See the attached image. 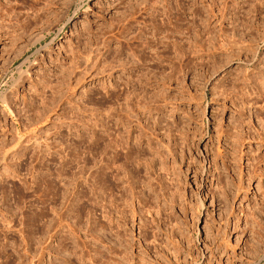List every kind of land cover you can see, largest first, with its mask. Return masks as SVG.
Returning a JSON list of instances; mask_svg holds the SVG:
<instances>
[{"label": "rangeland", "instance_id": "obj_1", "mask_svg": "<svg viewBox=\"0 0 264 264\" xmlns=\"http://www.w3.org/2000/svg\"><path fill=\"white\" fill-rule=\"evenodd\" d=\"M225 1L182 59L150 0H0V264H264V0ZM118 130L124 159L90 153Z\"/></svg>", "mask_w": 264, "mask_h": 264}, {"label": "bare ground", "instance_id": "obj_2", "mask_svg": "<svg viewBox=\"0 0 264 264\" xmlns=\"http://www.w3.org/2000/svg\"><path fill=\"white\" fill-rule=\"evenodd\" d=\"M149 1V0H148ZM161 1L162 0H150V3H152V4H150V8L152 9V18H153V24H154V26H155V30H156V32L154 33L155 34V36L157 37L158 35L160 36V35H163V33H167V35H166V38H174L173 40H175L174 41V44H173V48L175 49V53H177L182 59H183V57H187L186 55H190V53H192V52H199L200 50H204V48H205V45L206 44H209V45H212L213 44V46H215L214 45V43H213V40L216 38V35H212V37H210V38H207L206 40L204 39V37L206 36H204L203 34V31H204V29H205V27H207L209 24H210V22H208V21H210L211 19H213V18H217L218 17V14L215 12V7L216 6H218L219 7V4H218V2L216 3V1L215 0H201V3L204 5V7H206L207 8V12H208V14H207V12H206V10H205V12H206V16H204L205 15V13L204 12H202V7H200L199 5H200V1L199 0H194V4H193V6H194V10L192 11L193 12V14H195V18H193V19H188L187 17H185V15H186V12H187V10L188 9H190L191 7H190V3H191V0H176V3H174V4H171L170 6H169V0H165L166 1V3L163 5V8H161L162 6H160L161 4ZM164 1V0H163ZM164 1V2H165ZM220 1V0H219ZM213 3V4H212ZM221 4H222V7L221 8H219V10H220V16H223V15H225V14H223V12L225 11V9L228 7V4L226 3V1L224 0V1H222L221 2ZM220 4V5H221ZM165 8H166V10H165ZM205 8V9H206ZM162 9V10H161ZM164 9V10H163ZM219 12V11H218ZM161 13L163 14H165V18L164 19H162L161 20V22L159 23V16H162L161 15ZM187 18V19H186ZM70 20V19H69ZM201 20H205L206 21V23H204V25L201 23L202 21ZM201 21V22H200ZM219 21V20H218ZM204 22V21H203ZM203 26H204V28H203ZM210 29V28H209ZM208 29V30H209ZM208 30H206V32H210V31H208ZM211 30V29H210ZM177 33H179L178 35H176ZM203 33V34H202ZM221 33V32H220ZM205 34H207V33H205ZM218 36V35H217ZM223 36V38H222V44L220 45V48H224V51H225V49H226V51L228 50V49H231L232 50V52H233V49H236V51H244L245 49H248V47L245 45V44H243L241 41L240 42H238V40L236 41L235 39L233 40V38L231 39V40H229L230 38L224 33V32H222L221 33V37ZM224 36H227L229 39H227V37L226 38H224ZM219 37V36H218ZM216 38V39H220V38ZM158 38V37H157ZM215 39V40H216ZM158 39H156L155 41H157ZM214 40V41H215ZM151 41V40H150ZM217 41V40H216ZM220 42V43H221ZM153 43V42H152ZM158 43V42H157ZM160 43V42H159ZM158 43V44H159ZM156 44V43H155ZM153 45H154V43H153ZM157 45V44H156ZM217 45V44H216ZM155 46V45H154ZM169 46V45H168ZM167 46V47H168ZM153 47V46H152ZM155 47H157V46H155ZM207 47V46H206ZM212 47V46H211ZM170 48V47H169ZM214 48V47H213ZM212 48V49H213ZM158 49V48H157ZM172 49V48H171ZM230 50V51H231ZM223 51V50H222ZM229 51V50H228ZM231 52V53H232ZM246 52V51H245ZM239 56V55H238ZM233 57V56H232ZM181 59V60H182ZM225 61V60H224ZM239 76V75H238ZM239 79V78H238ZM247 79V78H246ZM260 80V79H259ZM259 82V81H258ZM260 83V82H259ZM264 86V85H263ZM261 87V86H260ZM264 90V89H263ZM263 92V91H262ZM259 93H260V91H259ZM259 93H258V95H259ZM261 97L262 98H264V93H261ZM255 98H257V97H255ZM259 98H260V96H259ZM262 98H261V101H262ZM255 100V99H254ZM253 100V101H254ZM140 101V100H139ZM138 101V102H139ZM252 101V102H253ZM259 101V100H258ZM257 101V99H256V101L255 102H258ZM255 102H253L254 104H256ZM249 108V107H248ZM261 109V108H260ZM262 110V109H261ZM94 123H92L91 124V126H92V128L94 127ZM112 127V126H111ZM114 127V126H113ZM120 127V126H119ZM107 128V127H106ZM124 129V128H123ZM115 130V129H114ZM119 131V130H118ZM125 131V130H124ZM108 132V131H107ZM120 132V131H119ZM118 132V133H119ZM127 132V131H126ZM122 134L123 133H119L118 135H115L114 137H110V135H112V134H107L106 133V135L105 136H101V138L99 139V141L98 140H90V144H89V149H90V153L92 154V155H94L95 154V152H97V149L99 148V146L101 147L100 149V151L102 152V154L103 155H105L104 156V158H107L108 157V154L110 153V152H112L113 153V156L111 157V153L109 154L110 155V157L112 158V159H116L117 160V162L120 160V159H122L123 157H124V153H123V151H122V149L124 148V142H123V139L124 138H122ZM127 134V133H126ZM113 136V135H112ZM128 137V136H127ZM126 137V138H127ZM240 139V138H239ZM126 141H128V140H126ZM120 149V150H119ZM128 151H130V150H128ZM135 152V151H134ZM131 153L133 154V152L131 151ZM124 154V155H123ZM130 153H127L126 154V159H128L129 158V160H131L130 158H131V156L130 155H132V154H130ZM140 154V153H139ZM121 155H123V157L121 156ZM129 156V157H128ZM134 154L132 155V157H133V162L136 160H134ZM137 156L138 155H136V158H137ZM109 157V158H110ZM122 157V158H121ZM114 159V160H115ZM124 159V158H123ZM105 160V159H104ZM129 160H127V161H129ZM116 162V161H115ZM130 162V161H129ZM128 162V163H129ZM132 163V162H131ZM114 164V162L111 164V163H107L106 161H105V163H104V165L102 166L103 168L101 169V171L100 172H102V174H101V176H102V180H101V182L103 181V183L102 184H99L100 186L102 185V187L101 188H99V191H100V189H101V191H100V195H102V197H103V200H104V205H103V207L105 208V214H107V215H110L111 214V212H112V209H113V207H115L116 209L118 208H120L119 206V203H118V200H125V203H127V204H129L130 203V201L128 200V198H129V193L131 194L132 193V195L133 196H135V191H133L134 189V186L133 185H131L129 188H125L124 186H123V176H122V173H123V171H121L122 169H121V166H119L118 165V167L117 166H114L113 165ZM133 164V163H132ZM128 165H130V163L128 164ZM130 166H132V165H130ZM120 167V168H119ZM136 167V166H135ZM135 167H131L132 169H129V171H127L128 173H129V175L130 174H132L133 175V178H136V177H139L138 176V172L136 173V171H134V169H136ZM93 169V168H92ZM95 171V170H94ZM139 171V170H138ZM93 171H91V174L89 175V177L91 176V178H92V180L94 179V178H97L96 177V173L95 174H93L92 173ZM97 172V171H96ZM99 172V173H100ZM122 172V173H121ZM140 172V171H139ZM141 173V172H140ZM98 174V173H97ZM98 175H100V174H98ZM97 175V176H98ZM89 179V178H88ZM42 180H45L44 179V177H43V179ZM48 180V179H47ZM46 180V181H47ZM91 179H90V181L93 183V181H92ZM95 181V180H94ZM43 182H45V181H42V184H43ZM48 182H49V180H48ZM91 182H89V183H91ZM95 182H97V180L95 181ZM99 183V182H98ZM98 183H96L95 185H97ZM41 184V185H42ZM46 184V183H45ZM48 185H50V183L48 184ZM47 185V186H48ZM94 185V184H93ZM94 185V186H95ZM46 186V185H45ZM45 186H43L42 187V190L44 189V187ZM50 186H54V184L53 185H50ZM50 186H48L49 187V189H50ZM94 186H92L91 187V191L95 188ZM98 186V185H97ZM96 186V187H97ZM46 189H47V187H46ZM52 189V188H51ZM90 189V188H89ZM96 189V188H95ZM45 190V189H44ZM44 190L42 191L43 193H44ZM54 189H52V191H53ZM47 191V190H46ZM45 191V192H46ZM90 191V192H91ZM97 191H98V189H97ZM97 191H93L92 193L93 194H95L96 195V192ZM99 191H98V193H99ZM115 191H118L119 193L121 192V196H120V198L119 197H115L114 198V192ZM143 191V190H142ZM48 193H49V191H47ZM89 192V193H90ZM55 193V192H54ZM80 193V192H79ZM44 194H47V193H44ZM49 194H51V193H49ZM48 194V195H49ZM58 194V193H57ZM56 194V195H57ZM82 194V193H81ZM80 194V195H81ZM141 194V193H140ZM139 194V195H140ZM55 195V194H54ZM79 195V196H80ZM100 195H99V197H100ZM42 198H44V195L42 194ZM58 196V195H57ZM65 196V195H64ZM66 196H67V194H66ZM92 196V195H91ZM94 196V195H93ZM45 197H46V195H45ZM56 197V196H55ZM54 197V198H55ZM81 197V196H80ZM96 197V196H95ZM113 197V198H112ZM46 198H48V197H46ZM94 198V197H93ZM92 198V199H93ZM125 198H127V199H125ZM137 198H140V197H137ZM49 199V198H48ZM48 199H47V201H48ZM91 199V200H92ZM145 200V199H144ZM143 200V201H144ZM45 201H46V199H45ZM45 201H43L44 203H45ZM94 201V200H93ZM139 201H140V199H139ZM141 201H142V199H141ZM42 202V203H43ZM48 203V202H47ZM47 203H45L46 205H47ZM143 203V202H142ZM131 204H129L128 206H130ZM48 206V205H47ZM42 210H45V209H42ZM125 210L126 209H124V210H122V209H119V212H125ZM45 211H47V209L45 210ZM43 214H44V212H43ZM46 215V214H45ZM151 220V219H150ZM152 223H153V221H152ZM112 224V223H111ZM150 224V223H149ZM148 224V225H149ZM145 225V224H144ZM107 226V225H106ZM109 226H111V225H109ZM114 226V225H113ZM144 227V226H143ZM154 227V226H153ZM112 229V228H111ZM156 229V228H155ZM119 230V229H118ZM140 230H141V228H140ZM111 231H113V230H111ZM118 232V231H117ZM143 232V231H142ZM123 233V232H122ZM144 234H145V232H143ZM143 233H141V234H143ZM115 234V233H114ZM143 234V235H144ZM117 235H119V234H117ZM154 236V235H153ZM113 237H115V236H113ZM146 237V236H145ZM147 238V237H146ZM157 238H159V237H157ZM156 238V240H158ZM119 239V238H118ZM117 239V240H118ZM157 243V242H156ZM159 245V244H158ZM157 245V246H158ZM157 246H155V247H157Z\"/></svg>", "mask_w": 264, "mask_h": 264}]
</instances>
